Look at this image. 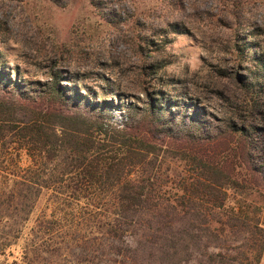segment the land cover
<instances>
[{
  "label": "trees",
  "instance_id": "1",
  "mask_svg": "<svg viewBox=\"0 0 264 264\" xmlns=\"http://www.w3.org/2000/svg\"><path fill=\"white\" fill-rule=\"evenodd\" d=\"M257 61L264 68V52ZM48 67L43 87L6 83L0 71V264H182L209 248L218 250L205 252L207 264L258 263L264 227L247 214L253 201L225 200L249 181L264 186V149L256 155L251 139L264 142V80L234 74L235 93H217L224 100L211 130L200 127L207 112L192 105L174 117L175 105L163 99L164 110L148 89L140 106L127 103L136 113L111 125L99 112L106 99L83 98L80 88L70 95L65 75ZM169 140L180 146L170 159L184 167L167 187ZM227 246L248 255L235 260Z\"/></svg>",
  "mask_w": 264,
  "mask_h": 264
},
{
  "label": "rangeland",
  "instance_id": "2",
  "mask_svg": "<svg viewBox=\"0 0 264 264\" xmlns=\"http://www.w3.org/2000/svg\"><path fill=\"white\" fill-rule=\"evenodd\" d=\"M235 42L240 51L232 47ZM261 51L264 0H0V71L5 82L18 77L24 81L22 87H43L51 65L65 75L59 83L69 87L70 95L74 96L73 88H80L83 98L106 99L108 105L99 112L111 125L136 113V109L130 112L127 103L140 106L143 89H148L158 93L164 110L168 106L163 99L175 105L170 108L174 117L188 113L192 105L207 112L200 127L211 130V123H216L211 115L217 117L221 111V95L236 91L234 74L244 79L255 74L253 80L260 84L264 80V68L257 61ZM237 52L242 57L232 62L230 54ZM52 55L61 57L53 66ZM153 62L156 66L151 69ZM222 72L227 78L215 76ZM251 139L259 155L264 142L256 133ZM177 145L170 140L166 143L164 167L171 174L167 187L184 167L180 156L170 159ZM218 149L230 156L226 144H219ZM249 182L239 190L228 189L225 203L233 205L239 195L247 197L255 205L248 207V216L259 219L264 227L260 204L264 186ZM221 251L235 260L248 255L244 249ZM205 252H193L191 260L182 264H207ZM263 254L264 249L257 264H264Z\"/></svg>",
  "mask_w": 264,
  "mask_h": 264
},
{
  "label": "crops",
  "instance_id": "3",
  "mask_svg": "<svg viewBox=\"0 0 264 264\" xmlns=\"http://www.w3.org/2000/svg\"><path fill=\"white\" fill-rule=\"evenodd\" d=\"M263 258H264V254H263Z\"/></svg>",
  "mask_w": 264,
  "mask_h": 264
}]
</instances>
